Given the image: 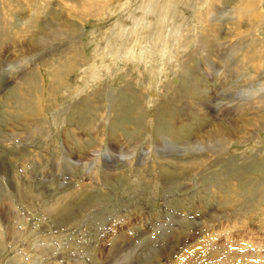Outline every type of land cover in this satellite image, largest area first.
I'll return each instance as SVG.
<instances>
[{
    "label": "rangeland",
    "instance_id": "1",
    "mask_svg": "<svg viewBox=\"0 0 264 264\" xmlns=\"http://www.w3.org/2000/svg\"><path fill=\"white\" fill-rule=\"evenodd\" d=\"M68 1L0 0V264H264V126L224 157L195 144L260 106L244 104L263 80L250 79L256 61L237 65L257 49L247 31L264 46V0ZM30 15L39 22L25 28ZM207 25L221 30L214 45L237 31L248 38L224 58L243 73L228 74L241 87L234 103H220L229 82L208 67L227 69L206 50ZM33 29L42 49L15 70L8 61L25 48L14 35ZM38 106L40 127L24 118ZM61 156L77 169L53 173Z\"/></svg>",
    "mask_w": 264,
    "mask_h": 264
},
{
    "label": "bare ground",
    "instance_id": "2",
    "mask_svg": "<svg viewBox=\"0 0 264 264\" xmlns=\"http://www.w3.org/2000/svg\"><path fill=\"white\" fill-rule=\"evenodd\" d=\"M68 1V0H67ZM109 0H107V2H108ZM251 1V3H253L254 1L253 0H250ZM88 2H89V0H88ZM99 2H102V3H104V1H102V0H100ZM62 3V2H61ZM68 3H69V1H68ZM67 3V4H68ZM91 3H92V1H91ZM94 3V2H93ZM70 4V3H69ZM104 4H107V3H104ZM109 4V3H108ZM86 5H88V4H86ZM94 5V4H93ZM61 6V5H60ZM63 6V5H62ZM66 6V5H65ZM73 6V5H72ZM92 6V5H91ZM99 6H100V4H99ZM104 6V5H103ZM75 7V6H74ZM82 7V6H81ZM80 7V8H81ZM101 7V6H100ZM62 8V7H61ZM61 8H59L60 10H63V9H61ZM69 8V7H68ZM68 8H66V9H68ZM78 8V7H77ZM88 8V7H87ZM103 8V7H102ZM250 8V7H249ZM41 9H43V7L42 8H38V10H41ZM89 9H90V7H89ZM94 9H95V6H94ZM97 9V8H96ZM20 10V9H19ZM37 10V11H38ZM65 10V9H64ZM69 10V9H68ZM75 10H77L76 8H75ZM80 9H78V11H79ZM85 10V9H84ZM17 11V10H16ZM15 11V12H16ZM32 11V10H31ZM69 11H71V10H69ZM68 11V12H69ZM73 11V10H72ZM82 11V10H81ZM90 11V10H89ZM251 11L252 10H248V8L247 9H243L241 12H240V16H242V17H246V18H249L250 17V13H251ZM34 12H36V11H34ZM61 12V11H60ZM59 12V13H60ZM88 12V11H87ZM87 12H85V13H87ZM95 12V11H94ZM10 13H11V15L13 16V13H14V9L13 10H10ZM64 13V12H63ZM72 13V12H71ZM70 13V14H71ZM76 13V12H75ZM69 14V13H68ZM69 14V15H70ZM14 15H16V14H14ZM64 15H66V13L64 14ZM71 15H73V14H71ZM236 15V14H235ZM19 16V15H18ZM55 16V15H54ZM237 17V16H236ZM253 18H254V20H257V19H259L260 18V21H261V17H262V14L261 15H253L252 16ZM14 18H15V16H14ZM200 18V17H199ZM252 18V19H253ZM263 18H264V16H263ZM39 19H40V17L38 16V17H31V15L29 16V18H28V16L27 17H24V18H22V24H23V26L25 27V28H27V27H29L32 23H35V22H39ZM62 19L63 18H61V22H62ZM77 19V18H76ZM14 20V19H13ZM15 21V20H14ZM17 21V20H16ZM263 21V20H262ZM5 23H6V21H5ZM5 23H4V25H0V27H1V29L3 30V29H5ZM15 23V22H14ZM13 23V24H14ZM50 23H52V22H50ZM55 23H56V21H55ZM69 23V22H68ZM77 24H78V22H76ZM257 23H258V21H257ZM53 24V23H52ZM72 24V23H71ZM74 24H75V22H74ZM73 24V25H74ZM70 25V24H69ZM59 26H60V28L61 27H66V28H69V26L68 25H66V24H59ZM252 30H254V29H251V30H249L250 32H246V34H250V35H247V37L249 38V39H251L253 42H255L256 43V45H257V49L255 50V52L254 53H252L249 57H247V58H245V59H243V60H241L240 62H238V67L240 66V68H242V69H247V67H248V62L250 61V60H254V61H256V64H254L252 67L255 69V71H257V76H254V77H252L251 76V78L250 79H252L253 81L255 80V79H258L259 78V76H261V78L263 79H261L262 81L260 82V85H259V88L258 89H254V90H252V91H250V93H251V95L248 97V99L247 100H245V103L244 104H246V105H248V106H256V104H258V105H260V106H256L255 108H253V107H250L249 109H248V111L250 112V114L248 115V117L246 116L243 120H241L243 123L239 126V128L237 127V126H229V125H225V123H221L220 125L218 124V125H216L215 127H213V129H211L209 132L208 131H206L207 133V135L205 134L202 138H201V136H200V138H199V143H201L202 145H204V148L202 149V146H201V144H199V143H195V144H197V148L198 149H200L199 151L201 152V154H204V153H206L207 151L209 152V151H212L214 154H220L219 156H221L225 151H227V149H226V147H227V145H229V143L230 142H233V141H242V142H240V143H245V142H243V141H245V140H247V141H249V140H251V138H253L255 135H254V133H255V131L256 130H259L261 127H263L264 126V46L260 43V41H259V39H258V37H257V34L255 33L256 31H252ZM35 31H36V29H33L31 32H27L26 30H25V32H22V33H17V34H15L14 35V40H15V42H16V44H17V48L16 49H22V47L23 48H25V50H24V54H22V56H20V55H18L17 54V56H16V58L14 59V60H10V61H8V63L10 64V65H14L13 67L15 68V70H19L20 68H22L20 65H21V63H24V62H27V63H29L30 61H31V59H30V57H32V55L35 53V51H40L42 48L40 47L39 48V45L37 44V41H35V38H34V33H35ZM68 31H70V36H72L71 38H76L77 39V37L80 35V31H79V28H77V27H75V25H74V27H72V28H70V29H68ZM220 33H221V30L220 29H218V27L216 26V25H207L206 26V36H207V38H206V41L208 42V45L206 44V50H208L210 53H211V55H212V57H216V58H218L219 60H221V61H225V62H223V64L225 65V67H226V71H224V70H220V69H218V67L216 68V67H214V65L212 66V65H209V67L208 68H210L209 70H213L211 73L213 74V73H215V75L216 74H219L221 71L223 72H221L220 74L222 75V79L221 80H223V81H225V82H229V80H227L228 79V74H230V75H233L234 74V76L235 75H240V76H242L243 75V73L241 72V71H239L240 69L239 68H235L234 67V65L236 66V63L234 64V63H232L233 64V67L232 66H229L228 64H227V62H226V58H228V56H236V57H238V56H240V54H241V52H242V50L246 47V44H247V42H248V38L247 37H245V36H243V34L245 33V31H240V32H236L235 34H234V36L230 39V37L229 36H226V41H224V43H220V39L217 41V42H215V45L213 44V42L215 41V39L213 40V38H214V36H217V38L220 36ZM10 34V33H9ZM17 35V36H16ZM22 38V39H21ZM138 39H140V38H138ZM225 39V38H224ZM13 41V40H12ZM233 42L234 44L233 45H231L230 46V43L231 42ZM19 42H20V44H19ZM138 42V41H137ZM141 42H143L142 41V39H141ZM141 42H140V40H139V42H138V46L140 45L141 46ZM228 42V43H227ZM12 43H14V42H12ZM11 43V44H12ZM226 43H227V45H226ZM142 44H144V43H142ZM70 45V44H69ZM135 45V44H134ZM216 46V47H215ZM230 46V47H229ZM72 47V46H71ZM136 47H137V45H136ZM69 48V47H68ZM74 48V47H73ZM139 48H141V47H139ZM236 48H238V52H236L235 51V49ZM237 50V49H236ZM75 51V50H74ZM141 51V50H140ZM234 51H235V53H234ZM19 52V51H18ZM142 52V51H141ZM224 54H223V53ZM233 52V53H232ZM16 53V52H15ZM21 53V52H20ZM77 53V52H76ZM76 53H74V54H76ZM141 54V53H140ZM23 55L25 56L24 58H22L23 57ZM11 56V55H10ZM77 56H78V53H77ZM134 56V55H133ZM132 57V56H131ZM236 57H234L235 59H233L232 58V60H236L237 58ZM225 58V59H224ZM210 58H207L206 59V61H208ZM231 60V61H232ZM0 62H3V59L0 61ZM233 62V61H232ZM231 63V62H230ZM223 64H222V67L221 68H223ZM262 64V65H261ZM259 65H261V66H259ZM205 67H207V66H205ZM232 67V68H231ZM1 68V67H0ZM4 68H6V67H4ZM7 68H10V67H7ZM11 69V68H10ZM13 69V68H12ZM224 69V68H223ZM21 71H23L24 72V68H22V70ZM208 71V70H207ZM220 71V72H219ZM219 72V73H218ZM24 74V73H23ZM198 75V74H197ZM227 75V77H225ZM219 76V75H218ZM199 77V76H198ZM215 78H216V76H215ZM232 78V77H231ZM217 79H219V78H217ZM239 79V78H238ZM227 80V81H226ZM259 80V79H258ZM1 81V80H0ZM243 81H245V80H243ZM256 81V80H255ZM260 81V80H259ZM221 82V81H220ZM241 82V81H240ZM220 84H222V83H220ZM228 84V83H227ZM241 84H243V82L241 83ZM67 85V84H66ZM222 85H224V83L222 84ZM226 85V84H225ZM229 86V87H228ZM228 86L226 85L225 87H226V89L228 90V92H226L227 90L226 89H224V90H226L225 92L227 93H225L224 92V94L225 95H227V99L226 98H223L221 101H220V103L221 102H227V104H228V102L229 103H234L235 101H233L234 99H235V96H237V97H239V94H240V90H241V87H239L238 85H234V84H230V82H229V84H228ZM245 87H246V84L244 85ZM244 86H242V87H244ZM219 90V89H218ZM222 90V89H221ZM188 93V92H187ZM191 93V92H190ZM221 93V92H220ZM243 93H244V91H243ZM131 94V93H130ZM130 94H128V95H130ZM192 94V93H191ZM221 95V94H220ZM243 95V94H242ZM130 98V97H129ZM216 98V97H215ZM219 98L221 99V97L219 96ZM24 100L26 99L25 97L23 98ZM83 99V98H82ZM123 99V98H122ZM218 99V98H217ZM219 99V100H220ZM85 100H86V98H85ZM174 100V99H173ZM88 101H89V99H88ZM218 101V100H217ZM125 102V101H124ZM133 102V101H132ZM252 104H251V103ZM126 103V102H125ZM135 103H136V101H135ZM193 103V102H192ZM219 103V102H218ZM127 104V103H126ZM125 104V105H126ZM165 104V103H164ZM239 104H241V103H239ZM207 105V104H206ZM218 105V104H217ZM236 105V104H235ZM238 105V104H237ZM245 105V107H247ZM165 106V105H164ZM198 106V105H197ZM167 107V106H166ZM176 107V106H175ZM181 108V107H180ZM201 108V107H200ZM232 108V107H231ZM238 108V107H237ZM248 108V107H247ZM202 109V108H201ZM228 109V108H227ZM230 109V108H229ZM241 109V108H240ZM102 110V109H101ZM221 110H222V107H221ZM235 110H237L236 109V107H235ZM243 110H245V109H243ZM254 110V111H253ZM94 111V110H93ZM230 111H232V109L230 110ZM230 111H227V110H225V109H223V112H221V113H224L225 115H227L228 113H232V112H230ZM239 109H238V113H239ZM247 111V112H248ZM40 112V114H39V116H36L37 114H27V116L28 117H24V118H28L29 120H30V122H33V123H35L37 120H39V126L38 127H40L42 124H41V119H39L40 118V115H42L43 114V109L41 108V106H38L37 107V112L36 113H39ZM200 112V111H199ZM237 112V111H236ZM240 112H242V111H240ZM235 113V112H234ZM172 114H173V116H178V114H179V112L175 109V113L174 112H172ZM204 113H202V115H203ZM205 114H206V112H205ZM242 113H240V115H241ZM180 115V114H179ZM206 115H208V114H206ZM224 115V116H225ZM230 115H232V114H230ZM230 115H227V116H229L230 117ZM238 115V114H237ZM223 116V117H224ZM226 116V117H227ZM236 116V115H235ZM239 116V115H238ZM182 117V116H181ZM189 117V116H188ZM207 117V116H206ZM23 118V119H24ZM232 118V117H231ZM236 118V117H235ZM234 117H233V119H234V121L236 120ZM238 118V117H237ZM239 118H241V116L239 117ZM22 119V120H23ZM183 119H187V118H183ZM189 119V118H188ZM201 119H203V118H201ZM233 119H231V120H233ZM26 120V119H25ZM142 120V119H141ZM175 120V119H174ZM256 120V121H255ZM240 121V120H239ZM29 122V124H32V123H30ZM237 122V121H236ZM25 123V122H24ZM23 123V124H24ZM232 123V122H231ZM25 124H27V122L25 123ZM141 124V123H140ZM234 124V123H233ZM235 125V124H234ZM143 126H144V124H143ZM38 127H36V128H38ZM47 129H49L48 127H47ZM263 129H264V127H263ZM176 130V129H175ZM188 130V129H187ZM261 130H262V128H261ZM38 131L39 132H42V133H44V132H46L47 130L46 129H44V130H40L39 128H38ZM86 131V130H85ZM87 132V131H86ZM177 132V131H176ZM193 134V133H192ZM42 135H44V134H42ZM91 135V134H90ZM189 135V134H188ZM191 135V134H190ZM72 136V135H71ZM176 138V137H175ZM177 139V138H176ZM186 140V139H185ZM198 140H196V142H197ZM121 142V141H120ZM171 144V143H170ZM232 144V143H231ZM111 147V146H110ZM170 147V146H169ZM177 148V147H176ZM228 148V147H227ZM99 150V149H98ZM97 151V150H96ZM95 151V153L94 154H92V157L94 158V160H95V163H98L102 158H101V156H100V152H96ZM170 152V151H169ZM211 152V153H212ZM61 153V152H60ZM210 153V154H211ZM106 154H108V156L112 159L111 161L112 162H118V161H120V159H118V158H116V155H115V153L112 151V149L110 148V149H108L107 150V153ZM130 154V153H129ZM209 154V153H208ZM60 155V154H59ZM146 155V154H145ZM211 155H213V154H211ZM224 155V154H223ZM222 155V156H223ZM86 156V155H85ZM85 156H83V157H79V161H77L78 163H81L82 162V159H84L85 158ZM126 156V155H125ZM133 156H134V154H130V156H129V160L131 161L132 159H133ZM210 156V155H209ZM218 156V157H219ZM69 157V156H68ZM127 157V156H126ZM196 157H198V156H196ZM224 157V156H223ZM123 159V158H122ZM77 160V159H76ZM208 159L206 158V160H203V156H202V158H201V161H199V163L198 164H196V165H193L192 167H191V169L193 170H190V169H187V175H191V173H193V174H197L198 172H199V170H201V169H203L204 168V166L206 165V161H207ZM50 161V160H49ZM48 161V162H49ZM51 161H52V159H51ZM58 161L59 162H57L55 165H54V167L52 168V172L53 173H57V174H59V173H63V175L68 171L69 173L70 172H74L76 169H77V167H78V164L76 163V162H71V161H68V159H66V157L65 156H61L60 158H58ZM114 162V163H115ZM264 162V161H263ZM106 163L107 164H109V160H107L106 161ZM49 164H51L50 162H49ZM88 166V168L89 169H92V167H93V165H94V162L93 163H89V161H88V163H86ZM58 171H59V173H58ZM68 175V174H67ZM72 175V174H71ZM184 176H185V174H184ZM67 181V180H66ZM69 211V210H68ZM8 215V214H7ZM9 216V215H8ZM149 218V217H148ZM81 219V218H80ZM137 219H139V218H137ZM82 220V219H81ZM142 220V219H141ZM79 222V221H78ZM77 222V223H78ZM80 223V222H79ZM14 224H16V223H14ZM124 224V223H123ZM77 225V224H76ZM80 225V224H79ZM78 225V226H79ZM18 229V228H17ZM112 229H114V228H112ZM110 231V230H109ZM112 231V230H111ZM119 232V231H118ZM7 235V234H6ZM126 237V236H125ZM8 238V237H7ZM3 242V240H2V238L0 237V245H2L1 243ZM123 242V241H122ZM124 243V242H123ZM14 245V244H13ZM1 247V246H0ZM2 247H3V245H2ZM47 248V247H46ZM1 249V248H0ZM49 249V248H48ZM68 249V248H67ZM74 249V248H73ZM118 249V248H117ZM2 250V249H1ZM1 250H0V252H1ZM4 250V249H3ZM56 250V249H55ZM38 251V250H37ZM43 251H47V250H43ZM51 251H53V250H51ZM40 252V251H39ZM41 252H42V250H41ZM40 252V253H41ZM49 252V251H48ZM67 252L69 253L70 252V250L68 249L67 250ZM71 253V252H70ZM63 254V253H62ZM14 264H18V263H14ZM20 264V263H19Z\"/></svg>",
    "mask_w": 264,
    "mask_h": 264
}]
</instances>
